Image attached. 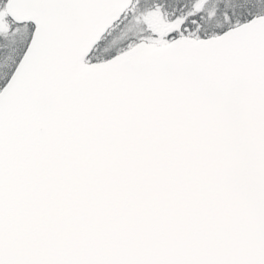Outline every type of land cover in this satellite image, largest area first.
<instances>
[{"label": "snow or ice", "instance_id": "1", "mask_svg": "<svg viewBox=\"0 0 264 264\" xmlns=\"http://www.w3.org/2000/svg\"><path fill=\"white\" fill-rule=\"evenodd\" d=\"M0 264H264V0H0Z\"/></svg>", "mask_w": 264, "mask_h": 264}]
</instances>
